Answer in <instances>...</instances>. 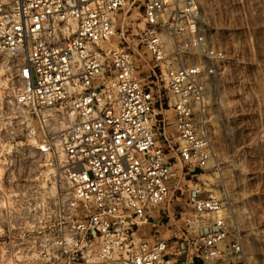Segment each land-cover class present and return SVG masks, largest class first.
Returning <instances> with one entry per match:
<instances>
[{
  "label": "built area",
  "instance_id": "built-area-1",
  "mask_svg": "<svg viewBox=\"0 0 264 264\" xmlns=\"http://www.w3.org/2000/svg\"><path fill=\"white\" fill-rule=\"evenodd\" d=\"M176 1L0 0L8 102L54 185L58 175L38 219L53 225L45 254L58 264H173L163 217L199 264H230L242 250L217 214L222 185L192 181L213 166L211 80L224 51L195 0ZM186 177L191 215L169 207ZM142 224L154 238L138 235Z\"/></svg>",
  "mask_w": 264,
  "mask_h": 264
},
{
  "label": "rangeland",
  "instance_id": "rangeland-1",
  "mask_svg": "<svg viewBox=\"0 0 264 264\" xmlns=\"http://www.w3.org/2000/svg\"><path fill=\"white\" fill-rule=\"evenodd\" d=\"M195 2L206 35L222 48L224 58L215 61L211 80L213 166L197 172L192 181L205 187L217 182L224 188L227 237L235 231L242 236V250L230 264H264V0ZM8 87L0 77V264H58L45 254L50 250L53 225L38 223L42 202L52 204L56 198L58 175L54 185L52 167L32 145L33 136L26 130L20 133V118L8 102ZM164 112L171 115L170 109ZM62 159L58 153L56 162ZM183 182L182 193L173 192L169 207L172 211L179 202L184 206L180 210L191 215L185 207L190 182L187 177ZM166 206L167 202L159 208ZM153 229L142 224L138 235L152 239ZM158 230L159 236L170 241H183L180 234L172 237L173 219L163 217Z\"/></svg>",
  "mask_w": 264,
  "mask_h": 264
},
{
  "label": "crops",
  "instance_id": "crops-1",
  "mask_svg": "<svg viewBox=\"0 0 264 264\" xmlns=\"http://www.w3.org/2000/svg\"><path fill=\"white\" fill-rule=\"evenodd\" d=\"M166 256L173 264H199V260L187 250L185 241L172 240Z\"/></svg>",
  "mask_w": 264,
  "mask_h": 264
},
{
  "label": "bare ground",
  "instance_id": "bare-ground-1",
  "mask_svg": "<svg viewBox=\"0 0 264 264\" xmlns=\"http://www.w3.org/2000/svg\"><path fill=\"white\" fill-rule=\"evenodd\" d=\"M171 47V43L170 40L168 39V37L165 36V48L169 49ZM219 215H221L223 217L224 215V209L220 210L219 213H217Z\"/></svg>",
  "mask_w": 264,
  "mask_h": 264
}]
</instances>
